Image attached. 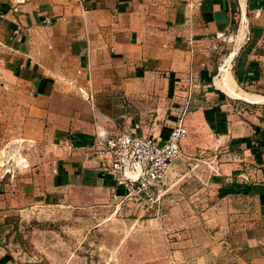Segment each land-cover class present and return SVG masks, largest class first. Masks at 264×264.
Listing matches in <instances>:
<instances>
[{
    "label": "crops",
    "instance_id": "obj_1",
    "mask_svg": "<svg viewBox=\"0 0 264 264\" xmlns=\"http://www.w3.org/2000/svg\"><path fill=\"white\" fill-rule=\"evenodd\" d=\"M15 1L0 0V117L13 118L51 168L41 188L34 175L25 185L0 183V264H14L7 252L14 222L38 194L74 207L64 210L121 199L112 156L97 147L100 133L162 144L180 119L190 162L216 161L220 172L206 169L209 187L173 208L167 188L161 222L175 237L172 259L264 264V105L237 99L264 73V0H29L17 11ZM241 21L247 45L232 72L220 70L219 35L236 34ZM89 85L92 102L78 91Z\"/></svg>",
    "mask_w": 264,
    "mask_h": 264
},
{
    "label": "rangeland",
    "instance_id": "obj_2",
    "mask_svg": "<svg viewBox=\"0 0 264 264\" xmlns=\"http://www.w3.org/2000/svg\"><path fill=\"white\" fill-rule=\"evenodd\" d=\"M221 45L223 59L236 51L234 42L223 41ZM261 56L264 66V54ZM235 58L227 63L230 72ZM223 63L222 60L220 67ZM241 88L248 95L264 96V73L258 88ZM237 99L244 105L254 103L245 97ZM255 103L264 105V101ZM12 120L0 117V183L11 187L25 185L28 176L34 175L35 184L41 188L44 168L49 170L51 162H47L45 153L35 142L24 138L23 132L17 133ZM196 157L202 158V155ZM177 161L181 164L173 166L169 174L170 203L166 208H173L172 202L186 199L195 190L209 187L206 177L209 163L207 168H202L204 162L188 163L185 158ZM123 197L113 205L64 210L59 208L74 207L46 203L38 194L36 204L23 207L14 222L8 255L14 264H176L170 253L175 238L170 227L161 222L162 217L157 218ZM219 260L220 264H241L230 256Z\"/></svg>",
    "mask_w": 264,
    "mask_h": 264
},
{
    "label": "built area",
    "instance_id": "obj_3",
    "mask_svg": "<svg viewBox=\"0 0 264 264\" xmlns=\"http://www.w3.org/2000/svg\"><path fill=\"white\" fill-rule=\"evenodd\" d=\"M27 1L29 0H16L15 10L17 11L18 7L24 5ZM78 1L84 2L86 0ZM259 15L258 12L256 16ZM46 23L50 24L51 20L47 19ZM248 30V22L241 21L240 28L235 35H219V38L224 42L237 44L234 49L236 51L231 52L228 58L223 59L224 63L220 70L228 65V62H231L230 59L237 55V51L242 47L240 43L242 42L243 45L247 43L246 41L249 40ZM78 91L87 102L93 101L90 85L88 89L80 87ZM187 135L188 130L183 119H180L162 144L129 132L110 139H107L104 133H100L97 147L111 154L112 166L109 173L114 177L117 186L124 191L123 199L160 218L162 215V199L167 190L173 161L182 158L189 162L193 161L182 149V142L187 138ZM65 145L72 147L73 142L66 140ZM209 168L216 174L220 172L216 161L214 164L209 163Z\"/></svg>",
    "mask_w": 264,
    "mask_h": 264
},
{
    "label": "bare ground",
    "instance_id": "obj_4",
    "mask_svg": "<svg viewBox=\"0 0 264 264\" xmlns=\"http://www.w3.org/2000/svg\"><path fill=\"white\" fill-rule=\"evenodd\" d=\"M227 67V66H226ZM230 70V69H229ZM223 79H224V83L226 85V87H230L227 86L228 84H230V72L227 70L225 72V74L223 75ZM219 86H224L221 83H219ZM231 88H228V90H230ZM241 94V93H240ZM239 94V95H240ZM242 97H245L247 100L251 101V102H263L264 101V97L262 96H256V95H248V94H242Z\"/></svg>",
    "mask_w": 264,
    "mask_h": 264
},
{
    "label": "water",
    "instance_id": "obj_5",
    "mask_svg": "<svg viewBox=\"0 0 264 264\" xmlns=\"http://www.w3.org/2000/svg\"><path fill=\"white\" fill-rule=\"evenodd\" d=\"M176 162H177V160L173 161V163H172V168H173V166H175ZM172 168H171V169H172Z\"/></svg>",
    "mask_w": 264,
    "mask_h": 264
}]
</instances>
